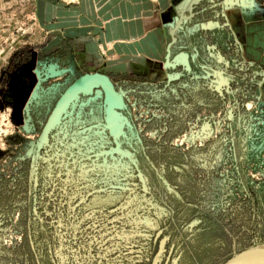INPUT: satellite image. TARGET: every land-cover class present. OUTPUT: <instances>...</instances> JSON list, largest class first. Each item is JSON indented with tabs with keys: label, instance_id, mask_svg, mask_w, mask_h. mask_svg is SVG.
<instances>
[{
	"label": "rangeland",
	"instance_id": "obj_1",
	"mask_svg": "<svg viewBox=\"0 0 264 264\" xmlns=\"http://www.w3.org/2000/svg\"><path fill=\"white\" fill-rule=\"evenodd\" d=\"M79 3L0 0V264H229L264 248V0H174L171 23L189 19L170 64L171 34L162 62L111 74L118 114L97 88L59 118L69 87L103 74L43 13Z\"/></svg>",
	"mask_w": 264,
	"mask_h": 264
},
{
	"label": "crops",
	"instance_id": "obj_2",
	"mask_svg": "<svg viewBox=\"0 0 264 264\" xmlns=\"http://www.w3.org/2000/svg\"><path fill=\"white\" fill-rule=\"evenodd\" d=\"M46 7L43 13L56 19L54 27L61 32L59 46L67 29L76 51L110 78L162 62L175 27L174 0H80L70 8Z\"/></svg>",
	"mask_w": 264,
	"mask_h": 264
},
{
	"label": "water",
	"instance_id": "obj_3",
	"mask_svg": "<svg viewBox=\"0 0 264 264\" xmlns=\"http://www.w3.org/2000/svg\"><path fill=\"white\" fill-rule=\"evenodd\" d=\"M189 18L186 17V18H182L181 20H179V22L177 23V26L171 30V36H172V43L169 44L168 46V54H167V64L169 65L170 64V49H171V46L172 44H174L176 42V38H175V34L177 32L178 29L181 28V24H182V21L183 20H188ZM89 87H92V90L91 92H84L82 91V89L84 88H89ZM97 88H102L104 93H105V96H106V104L108 106V110L110 111L111 109H113V112L114 113H117L115 111V109H123L124 107V101H123V106H111L110 105V102L112 99L118 97V93L115 89V86L111 80V78L105 74H102V73H89V74H86L82 77H80L79 79H77L70 87L69 89L67 90V93L66 95L63 97L68 99V100H73V99H77L79 97L80 94H91L93 92V90L97 89ZM123 94V97L125 96L124 93ZM70 96V97H69ZM63 99L60 101V103L58 104L56 110L59 108V106L61 105ZM70 100V101H71ZM69 101V102H70ZM68 103H66V105L64 106V108L62 109V111L60 112V115H59V118L62 114V112H64L68 106ZM55 110V112H56ZM26 111L28 112V108L26 109ZM54 112V113H55ZM118 114V113H117ZM54 115V114H53ZM108 117H109V112H108ZM58 118V119H59ZM51 121V120H50ZM108 125H110L109 123V120H108ZM110 129L112 130L111 126H110ZM113 131V130H112Z\"/></svg>",
	"mask_w": 264,
	"mask_h": 264
},
{
	"label": "bare ground",
	"instance_id": "obj_4",
	"mask_svg": "<svg viewBox=\"0 0 264 264\" xmlns=\"http://www.w3.org/2000/svg\"><path fill=\"white\" fill-rule=\"evenodd\" d=\"M91 90H92V87L82 89V91H84V92H89ZM68 102H69V100L65 99V101L63 103H61V105L59 106L58 111H57V113L59 115H60V112L62 111V109L64 108V106L66 105V103H68ZM121 104H123L122 103V97H120L119 95H118V97L112 99L110 102L111 106H118ZM57 113L55 115L56 118L58 117ZM111 119L115 120L116 116L114 114H112ZM229 264H264V248L256 247L254 249H251L248 252H245L242 255L237 256L234 260L229 262Z\"/></svg>",
	"mask_w": 264,
	"mask_h": 264
},
{
	"label": "flooded vegetation",
	"instance_id": "obj_5",
	"mask_svg": "<svg viewBox=\"0 0 264 264\" xmlns=\"http://www.w3.org/2000/svg\"><path fill=\"white\" fill-rule=\"evenodd\" d=\"M242 255V254H241Z\"/></svg>",
	"mask_w": 264,
	"mask_h": 264
}]
</instances>
